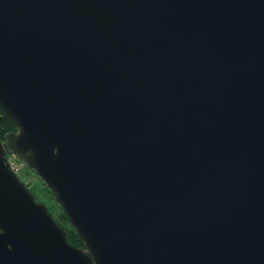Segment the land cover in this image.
<instances>
[{
  "label": "water",
  "instance_id": "obj_1",
  "mask_svg": "<svg viewBox=\"0 0 264 264\" xmlns=\"http://www.w3.org/2000/svg\"><path fill=\"white\" fill-rule=\"evenodd\" d=\"M0 108V264H264V0H0Z\"/></svg>",
  "mask_w": 264,
  "mask_h": 264
},
{
  "label": "trees",
  "instance_id": "obj_2",
  "mask_svg": "<svg viewBox=\"0 0 264 264\" xmlns=\"http://www.w3.org/2000/svg\"><path fill=\"white\" fill-rule=\"evenodd\" d=\"M10 131H16V125L10 118V116L0 108V139L4 140L6 133ZM15 160L20 165V167H22L21 161L18 158H15ZM22 169V173L25 175H29V173H35L32 169L25 166H23ZM37 178L39 180V186H34L33 190L30 186H28L27 183V188L34 195L36 200H40L41 202H44L46 204L47 208L49 209L48 212L51 213L55 217L57 223H59L60 226L66 230L70 242L74 245H81L82 241L80 240L74 229L71 227V225L68 223L64 212L60 210L59 205H57V203L53 200L51 191L45 186V184L38 176Z\"/></svg>",
  "mask_w": 264,
  "mask_h": 264
},
{
  "label": "rangeland",
  "instance_id": "obj_3",
  "mask_svg": "<svg viewBox=\"0 0 264 264\" xmlns=\"http://www.w3.org/2000/svg\"><path fill=\"white\" fill-rule=\"evenodd\" d=\"M7 157L8 158H13V159H15L16 157L12 154V153H7ZM23 164H22V167H20V169H21V172H22V168H23ZM20 172V174H19V179L23 182V183H25V185L28 183V186H30L31 187V189H33L34 190V186H39V180H38V178H37V175H36V173H29V175H25V174H23V173H21ZM24 172V171H23ZM34 172V171H33ZM28 181V182H27ZM37 201H40V200H37ZM41 202V201H40ZM44 203V202H43ZM45 204V203H44ZM58 205V204H57ZM45 206H46V204H45ZM46 208H47V206H46ZM47 210L49 211V209L47 208Z\"/></svg>",
  "mask_w": 264,
  "mask_h": 264
},
{
  "label": "built area",
  "instance_id": "obj_4",
  "mask_svg": "<svg viewBox=\"0 0 264 264\" xmlns=\"http://www.w3.org/2000/svg\"><path fill=\"white\" fill-rule=\"evenodd\" d=\"M7 161L9 163V167L11 168V170L14 171V173L19 176L21 169H20V165L16 162L15 159L13 158H8L7 157ZM22 173V172H21Z\"/></svg>",
  "mask_w": 264,
  "mask_h": 264
},
{
  "label": "flooded vegetation",
  "instance_id": "obj_5",
  "mask_svg": "<svg viewBox=\"0 0 264 264\" xmlns=\"http://www.w3.org/2000/svg\"><path fill=\"white\" fill-rule=\"evenodd\" d=\"M60 210L62 211V209L60 208ZM63 212V211H62ZM51 214V213H50ZM52 215V214H51ZM66 216V215H65ZM52 217L54 218V220L56 221V219H55V217L52 215ZM67 218V217H66ZM67 221H68V219H67ZM57 222V221H56ZM69 223V222H68ZM59 226H60V224L59 223H57ZM70 224V223H69ZM76 246H80V247H83V244H81V245H76Z\"/></svg>",
  "mask_w": 264,
  "mask_h": 264
}]
</instances>
